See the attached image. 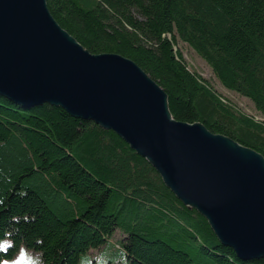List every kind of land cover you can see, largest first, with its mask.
<instances>
[{
  "label": "trees",
  "instance_id": "trees-1",
  "mask_svg": "<svg viewBox=\"0 0 264 264\" xmlns=\"http://www.w3.org/2000/svg\"><path fill=\"white\" fill-rule=\"evenodd\" d=\"M46 1L90 52L118 53L155 80L176 120L201 122L264 156V120L223 101L177 47L189 45L264 117V0ZM116 230L125 264H264L223 245L112 130L0 95V240L11 232L14 242L0 259L23 246L41 264H79Z\"/></svg>",
  "mask_w": 264,
  "mask_h": 264
},
{
  "label": "water",
  "instance_id": "water-1",
  "mask_svg": "<svg viewBox=\"0 0 264 264\" xmlns=\"http://www.w3.org/2000/svg\"><path fill=\"white\" fill-rule=\"evenodd\" d=\"M0 95L48 103L115 132L217 239L264 257V156L201 122L176 120L166 92L118 53H90L46 0H0Z\"/></svg>",
  "mask_w": 264,
  "mask_h": 264
},
{
  "label": "rangeland",
  "instance_id": "rangeland-1",
  "mask_svg": "<svg viewBox=\"0 0 264 264\" xmlns=\"http://www.w3.org/2000/svg\"><path fill=\"white\" fill-rule=\"evenodd\" d=\"M177 47L181 51L184 59L187 61L188 66L192 70L199 73L201 77H203L212 85H214L217 88L219 94H221L222 96L225 95L224 97L227 98L230 102L233 101L232 104L235 105V107L240 111H242L243 113L245 114L248 113L247 115L253 116L257 120H264V117L261 115L259 111L256 110L254 104L249 98H246L245 96L237 94L234 91L221 87L220 83L214 77V74L211 68L208 66V64L189 45L178 40ZM26 249L32 252L33 255L39 254L38 252H35L29 248ZM39 260H40V256H39ZM78 261L79 264L80 263L81 264H125L126 258L124 257L122 250H120L115 245V243L113 244V242H110L109 244H107L105 250L96 251L92 249L90 251H87L86 253L80 254Z\"/></svg>",
  "mask_w": 264,
  "mask_h": 264
},
{
  "label": "clouds",
  "instance_id": "clouds-1",
  "mask_svg": "<svg viewBox=\"0 0 264 264\" xmlns=\"http://www.w3.org/2000/svg\"><path fill=\"white\" fill-rule=\"evenodd\" d=\"M20 195H27V193L21 192ZM11 235V232H6L5 239L0 240V253L5 256H7L8 250L14 247V242L10 239ZM0 264H40L39 254L33 255L32 252L21 246L12 259H0Z\"/></svg>",
  "mask_w": 264,
  "mask_h": 264
},
{
  "label": "bare ground",
  "instance_id": "bare-ground-1",
  "mask_svg": "<svg viewBox=\"0 0 264 264\" xmlns=\"http://www.w3.org/2000/svg\"><path fill=\"white\" fill-rule=\"evenodd\" d=\"M56 20V19H55ZM69 33V32H68ZM70 34V33H69ZM71 35V34H70ZM72 36V35H71ZM73 37V36H72ZM75 38V37H74ZM76 39V38H75ZM77 40V39H76ZM79 42V41H78ZM80 43V42H79ZM81 44V43H80ZM82 45V44H81ZM83 46V45H82ZM84 47V46H83ZM85 48V47H84ZM85 49H87V48H85ZM90 53H92V52H90ZM100 53H103V52H100ZM94 54H96V53H94ZM146 73V72H145ZM147 74V73H146ZM148 75V74H147ZM149 76V75H148ZM150 77V76H149ZM151 78V77H150ZM152 79V78H151ZM153 80V79H152ZM153 81H155V80H153ZM156 82V81H155ZM157 83V82H156ZM158 84V83H157ZM221 85V84H220ZM212 87L214 88V90L216 91V92H218L217 91V88L214 86V85H212ZM218 87V86H217ZM221 87H224L223 85H221ZM225 88V87H224ZM227 89V88H226ZM220 91V90H219ZM234 91V90H233ZM235 92V91H234ZM219 93V92H218ZM221 96V95H220ZM225 96V95H224ZM223 96V98H222V100L223 101H225V102H230L227 98H225ZM247 98V97H246ZM231 100V99H230ZM233 102V101H232ZM232 102H230L231 104H232ZM35 106V105H34ZM231 106V105H230ZM235 106V105H234ZM237 106V105H236ZM240 108V107H239ZM248 114V113H247ZM257 116H258V114H257ZM252 117V116H251ZM257 120V119H256ZM263 121V120H262ZM263 123V122H262ZM233 139V138H232ZM156 171V170H155ZM179 200V199H178ZM180 201V200H179ZM183 204V203H182ZM197 210V209H196ZM198 211V210H197ZM199 212V211H198ZM208 222V221H207ZM209 224V223H208ZM211 227V226H210ZM212 229V228H211ZM213 231V230H212ZM117 233V234H116ZM116 234V235H115ZM121 236H122V234L121 233H118V230H116L115 232H114V234L112 235V236H110V237H108V241L105 243V245L106 244H109L110 242H113V244L114 243H116L115 245L116 246H118L119 247V245L117 244V242L119 241V239L121 238ZM120 244V243H119ZM87 256V255H86ZM81 264V263H80Z\"/></svg>",
  "mask_w": 264,
  "mask_h": 264
}]
</instances>
